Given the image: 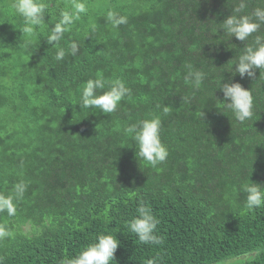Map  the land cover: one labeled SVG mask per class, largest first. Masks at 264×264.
I'll return each instance as SVG.
<instances>
[{"label": "trees", "instance_id": "1", "mask_svg": "<svg viewBox=\"0 0 264 264\" xmlns=\"http://www.w3.org/2000/svg\"><path fill=\"white\" fill-rule=\"evenodd\" d=\"M42 2L46 27L27 36L14 0H0V195L27 185L15 215L0 212L9 232L0 264H63L101 234L120 243L115 264H221L245 253L264 264V207L248 209L243 191L264 186V70L234 73L264 25L241 42L221 24L241 2L240 15H251L264 0H84L87 12L51 45L73 0ZM109 11L127 22L113 27ZM189 64L205 73L199 88L185 81ZM101 75L97 95L117 79L130 90L113 113L79 107L85 82ZM220 80L251 90L250 120L224 107ZM153 117L168 151L155 167L125 132ZM140 206L159 221L161 244L129 230Z\"/></svg>", "mask_w": 264, "mask_h": 264}, {"label": "clouds", "instance_id": "2", "mask_svg": "<svg viewBox=\"0 0 264 264\" xmlns=\"http://www.w3.org/2000/svg\"><path fill=\"white\" fill-rule=\"evenodd\" d=\"M246 7L241 2L234 9V14H230L222 24V31L230 38L245 42L253 33H258L264 25V9L256 8L251 15H240ZM13 13L22 18L23 24L20 32L22 35L35 36L38 28L46 27L45 15L47 5L42 0H14L12 5ZM87 12L84 0H73L71 10L62 11L60 20L51 28L47 36V43L54 44L61 40L63 34L80 19L82 14ZM107 21L113 27H119L127 22V18L119 15L115 11L107 13ZM95 30V25H93ZM71 55L75 56L79 50L76 42L69 44ZM65 50L59 49L55 59L62 60L65 57ZM235 75L241 78L247 76L249 79L255 77L256 70H264V35H256L253 44L244 47L243 52L238 56L234 63ZM188 72L185 81L199 88L205 79V73L194 70L192 65H188ZM259 75V76H260ZM103 76L89 79L82 87L79 107L88 110H99L103 114L113 113L122 99L129 94V89L125 84L117 79L108 84V90L103 94L97 95L98 90H103L106 86ZM223 94L221 102L225 108L229 109L235 120L244 123L254 115L253 96L251 90H245L239 83L218 82L216 90ZM167 112L168 108L165 107ZM94 112V113H95ZM162 123L158 117L144 119L125 129L126 134L131 135L135 140L137 155L151 166L155 167L164 162L168 156L166 146L160 138ZM27 190V185L21 181L14 185L13 195H0V212L6 211L8 215H15L16 206L14 199H21ZM246 193V207L256 209L264 207V186L247 182L243 185ZM159 221L152 214L151 209L146 206L137 208V215L129 222V230L136 235L143 244H161L162 239L158 237L156 227ZM9 235L8 230L0 225V239ZM120 247L119 241L113 235L101 234L95 243L86 246L76 256L69 258L63 264H115L114 253ZM250 254L245 253L241 257L229 258L225 264H249ZM147 264H155L154 260L147 261Z\"/></svg>", "mask_w": 264, "mask_h": 264}, {"label": "rangeland", "instance_id": "3", "mask_svg": "<svg viewBox=\"0 0 264 264\" xmlns=\"http://www.w3.org/2000/svg\"><path fill=\"white\" fill-rule=\"evenodd\" d=\"M24 231L25 232H29L30 231V228L29 227H26L25 229H24ZM251 257H250V259H253L255 256H256V254H252V255H250ZM226 262V261H225ZM225 262H223V263H221V264H225Z\"/></svg>", "mask_w": 264, "mask_h": 264}]
</instances>
